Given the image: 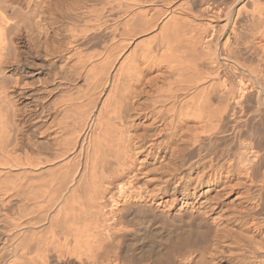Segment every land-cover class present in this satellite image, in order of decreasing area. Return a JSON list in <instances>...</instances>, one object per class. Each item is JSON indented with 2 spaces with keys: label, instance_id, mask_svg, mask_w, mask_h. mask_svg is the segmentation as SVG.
Listing matches in <instances>:
<instances>
[{
  "label": "bare ground",
  "instance_id": "6f19581e",
  "mask_svg": "<svg viewBox=\"0 0 264 264\" xmlns=\"http://www.w3.org/2000/svg\"><path fill=\"white\" fill-rule=\"evenodd\" d=\"M0 264H264V0H0Z\"/></svg>",
  "mask_w": 264,
  "mask_h": 264
}]
</instances>
